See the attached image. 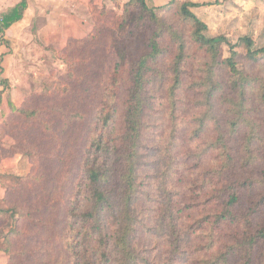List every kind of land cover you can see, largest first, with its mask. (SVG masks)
Returning <instances> with one entry per match:
<instances>
[{
  "label": "trees",
  "instance_id": "obj_1",
  "mask_svg": "<svg viewBox=\"0 0 264 264\" xmlns=\"http://www.w3.org/2000/svg\"><path fill=\"white\" fill-rule=\"evenodd\" d=\"M200 5L169 0L159 15L147 0L119 14L90 3L93 29L58 52L77 91L67 83L46 97L52 105L13 108L38 128L24 135V153L41 169L46 156L54 175L35 164L6 191L9 264H264V47L206 35L192 11ZM26 8L20 0L2 13L0 34ZM100 43L106 74L94 61ZM189 95L193 113L182 109ZM13 125L0 128L18 138ZM147 235L165 244L159 257Z\"/></svg>",
  "mask_w": 264,
  "mask_h": 264
},
{
  "label": "rangeland",
  "instance_id": "obj_2",
  "mask_svg": "<svg viewBox=\"0 0 264 264\" xmlns=\"http://www.w3.org/2000/svg\"><path fill=\"white\" fill-rule=\"evenodd\" d=\"M128 0H108L104 4L107 9H113L116 13H121L122 5ZM149 5H152L155 9L157 14L159 15H167L168 10L167 8L163 7L169 0H147ZM196 3H201L200 6L193 7L192 11L199 17L203 22L207 25L206 35L208 36H215V35H224L228 42L234 43L237 39L242 35H249L254 40L255 47H264V0H189ZM6 5V4H5ZM6 7L0 6V15L4 13L7 9ZM170 18V15H169ZM99 19H105L104 17H100ZM173 19V17H172ZM91 29H93L94 24L96 23L93 20L91 15ZM111 25V24H110ZM181 28H184L180 24ZM90 31H88L83 36L73 37L69 36L68 38H76L81 39L85 37ZM107 33L103 35L107 38ZM64 44V46L67 43ZM6 40L3 37H0V44L5 42ZM38 43V42H37ZM63 46V47H64ZM10 47V45L8 46ZM60 48L58 50L53 49L52 47H46L44 50L45 52L41 56V62L36 66L37 68L34 72L30 73L29 75L32 76L31 78H36V85L30 89L29 92L25 93L24 98L21 102H19L16 106H20L21 103L27 105L25 108H29L32 106L42 105H52L53 100L48 101L46 97L51 96L56 91H61L66 86V84H70L73 87L74 92H76L78 86H74L73 83L69 80H66V73H67V65L60 59ZM224 57L228 56V45L224 43ZM94 61L97 67V70L101 74H106L109 70V59H110V52L106 49L105 46L100 44L94 45ZM264 70V65H263ZM0 72H2V68L0 66ZM222 73L218 75V77H222ZM85 86L82 85L79 87L80 91L83 93V101L87 99L88 92L84 91ZM152 93H154L155 87L153 86L151 89ZM187 92V90H186ZM184 92L182 96H185ZM192 96H187L183 102V110H187L189 113H193L194 109L190 110V106L192 104L191 100ZM78 97H74V100H77ZM219 99V98H217ZM24 101V102H23ZM219 100H217L218 102ZM76 105L78 104L77 101ZM91 103L88 106L81 105V108H88L92 105L91 98L88 97L87 101ZM215 100V106L217 105ZM65 107L70 110L73 108L68 104ZM8 107V112L3 114L2 120L0 122V127L4 124L10 126L13 122V129L15 132L18 133V138L15 136L17 135H10L6 132L0 133V207H6L7 203L5 201V194L9 187L16 186L19 183V176H23L28 174L31 169L34 167L36 163V158L38 161V157L32 156L28 157L24 153V145H21V141L24 138V135L29 131L35 130L37 127L34 126L32 121H24L21 116L16 115L14 113V109ZM10 109V110H9ZM187 115L186 113H183ZM217 115L221 113L218 112ZM258 117H260L258 115ZM4 127V126H3ZM186 129L189 128L188 125H185ZM38 130V128H37ZM240 142L237 139V144ZM43 147V146H42ZM44 148V147H43ZM42 148V149H43ZM44 150V149H43ZM46 156L43 157V169H41L38 164L36 166V170H43L47 177L50 178L51 175H54L53 171V163L45 159ZM210 156L204 158V165H207L210 161ZM45 164V166H44ZM48 166V167H47ZM60 175L62 176H71L73 173H66L63 172ZM6 225V224H5ZM5 225H3L0 229L5 230ZM144 246L147 247L151 253V256H157L166 250L165 244L161 239H156L147 235L144 239ZM37 250L42 248V242L38 245L34 246ZM47 256L48 259L52 257L55 261H59L58 257H53L50 255ZM156 257V258H157ZM163 257V255L161 256ZM0 264H9L8 257H6L2 252H0Z\"/></svg>",
  "mask_w": 264,
  "mask_h": 264
},
{
  "label": "crops",
  "instance_id": "obj_3",
  "mask_svg": "<svg viewBox=\"0 0 264 264\" xmlns=\"http://www.w3.org/2000/svg\"><path fill=\"white\" fill-rule=\"evenodd\" d=\"M19 1L0 0V6L11 8ZM106 1L27 0L22 20L0 34L6 40L0 44V80L7 79L9 85L0 96V122L8 107L16 106L36 85V78L29 74L42 61L44 49L58 50L64 46L67 37L83 36L90 31V3L100 6ZM3 89L0 82V91Z\"/></svg>",
  "mask_w": 264,
  "mask_h": 264
}]
</instances>
